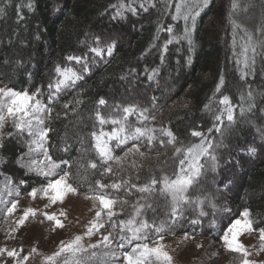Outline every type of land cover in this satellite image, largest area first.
Wrapping results in <instances>:
<instances>
[{
	"label": "trees",
	"instance_id": "obj_1",
	"mask_svg": "<svg viewBox=\"0 0 264 264\" xmlns=\"http://www.w3.org/2000/svg\"><path fill=\"white\" fill-rule=\"evenodd\" d=\"M0 8V81L49 105L47 155L75 188L91 193L112 176L91 136L101 128L96 113L154 108L183 149L198 140L193 131L211 132L217 173L206 182L225 188L216 200L228 209L221 230L242 210L256 231L264 228V194L250 197L264 193V0H0ZM109 45L113 52L103 58L90 51ZM69 56L86 57L88 70ZM69 64L80 78L57 93L55 69ZM224 95L235 116L214 131ZM1 134L0 167L20 193L45 186L21 163L25 133L7 123ZM217 213L195 230L207 229Z\"/></svg>",
	"mask_w": 264,
	"mask_h": 264
},
{
	"label": "rangeland",
	"instance_id": "obj_2",
	"mask_svg": "<svg viewBox=\"0 0 264 264\" xmlns=\"http://www.w3.org/2000/svg\"><path fill=\"white\" fill-rule=\"evenodd\" d=\"M93 54L99 58H103L104 55L109 56L107 51H102L101 55H97L94 52ZM71 62L76 61L72 60ZM64 68H71L77 73L72 64L61 67V69ZM58 76L59 80L63 78L59 74ZM78 80L76 79L74 83L69 82L67 85L75 84ZM67 85L61 86V88ZM4 87L8 86L0 81V88ZM54 91H56L55 87ZM37 99L49 107L40 94L37 95ZM230 101L233 106L234 119L236 106L231 99ZM123 108L115 110L112 114L108 111L101 112V115L106 118L121 119L124 116ZM136 108L137 112L128 115L127 121L124 122L126 128L143 127L155 129V132L150 133V135H154L156 138L151 144L147 142L146 137L136 140L129 139L119 147L116 146V140L110 141L111 155L114 158H119V160L113 159L107 163V167L110 166L112 168V176L106 188L101 189L99 187L97 191L91 193H85L76 188V192L68 193L64 197L63 202L57 201L52 204L44 196L43 192L39 191L47 184L37 188V196L33 198L30 195L32 190L20 193L17 186L5 175L0 167V249H7V251L0 253V264H65L66 261L67 264H76V261H79L80 264H114L113 253L120 256L119 264H123L122 253L131 252L135 244L145 242L150 247L163 245L164 250L172 257L171 264H241V254L229 251L225 247L222 237L235 220H244L243 213L246 210L234 213V219L232 221L231 219L228 220L225 229L221 230L220 222L221 219H224V213L228 209L217 208L216 200L222 197L221 195H225V188L217 180L206 182V179L208 180L209 177L217 173V160L213 161L211 159L212 155L215 156L211 132L203 133L206 140L212 144L209 149L210 155L200 157L199 164L203 165L201 174L189 186L185 194L188 202L181 201L178 205L180 215L172 218L170 215L172 207L171 197L165 198V196L160 194L159 188L161 185L158 184L156 186L157 190L151 194L141 193L137 188L149 183L152 178L158 180L164 176L175 178L174 173L179 171V161L184 159L185 153L182 151L179 155L176 154L175 149L181 148L176 144V140L172 144L167 143L170 138L164 135L161 130L170 129L156 119L154 108L144 109L137 106ZM225 108L226 106L220 103L218 116H221V120L216 121L213 128L214 131L219 130L225 121H229L227 113L224 111ZM140 112H143L147 119L141 117ZM41 116L44 117V123L40 127L48 129L49 114L41 113ZM7 123H12V121L9 119L5 122V125ZM114 127H118V125L106 123L103 125V131L111 133ZM23 133L26 135L27 143L25 151L21 155V163L26 168L27 173L46 178L47 181L63 175L59 164L56 169L57 177H45L35 168L29 169L28 165L33 160L37 161V167H45L48 163L44 154L47 139L42 142V147L37 148V145L32 143L37 137L29 136L27 131ZM201 139V137H198L194 144H199ZM161 140L164 141L163 145L160 143ZM82 145L83 143L81 142V151ZM137 145L139 146L138 152L135 150ZM181 149L183 150V148ZM174 163L176 164L174 165ZM170 164L172 165L170 166ZM187 166L186 162L185 167ZM83 172L86 174L88 169L84 167ZM67 180L71 184L69 176ZM113 183L121 184L120 189H112L111 185ZM132 185H136V187H132ZM100 193H104L116 200L113 206V211L116 215L112 217V221L108 219L107 210H102L99 201L95 199V196ZM262 194L264 193L254 192L250 194V197L258 198ZM13 203H16V208L9 214L8 209L11 208ZM148 204L151 207H147L146 205ZM142 205L145 207L143 208L142 216L138 219L148 221L150 227L145 230L148 239L146 241L134 240L131 244L125 243L124 249H120L118 247L119 237L121 235L130 237L131 233L127 231L121 233L119 221L127 220L134 215V209ZM27 209L35 210L36 215H29L22 225L18 224L17 222ZM97 211L102 212L99 220L95 216ZM212 211L218 212V216L208 220L207 229L196 231L195 226L201 224V219L207 218ZM45 213L48 215L54 214L63 224V227L57 226L55 221L48 220L44 215ZM194 221L196 222L194 223ZM92 222L102 223L104 227L100 228L98 232L93 229V234L89 236L87 232ZM111 222L116 223L115 228L110 226ZM162 224L163 230L156 232L155 229ZM203 230L209 232L208 235L198 236L199 233H205ZM109 233H112L113 236L112 244L105 247L101 243L102 237ZM76 236L83 237L81 241L82 251L77 252L75 255L70 252H64L52 261L46 259L60 250L62 241L66 245ZM238 239L251 254L248 259L255 261L256 264H264V251L260 249L259 231L244 232ZM90 245L99 246L92 248ZM8 251H15L17 255L9 256ZM24 257H28V259L24 260ZM154 264H165V262L155 261Z\"/></svg>",
	"mask_w": 264,
	"mask_h": 264
},
{
	"label": "snow or ice",
	"instance_id": "obj_3",
	"mask_svg": "<svg viewBox=\"0 0 264 264\" xmlns=\"http://www.w3.org/2000/svg\"><path fill=\"white\" fill-rule=\"evenodd\" d=\"M30 7V5H29ZM143 7V5H141ZM145 11L147 9L145 8ZM177 13L180 12V7L177 6L176 8ZM0 12H3V9L0 8ZM198 15V13H197ZM175 18V17H174ZM187 20L188 17L185 16ZM194 19V18H193ZM169 32L172 31L171 28L168 29ZM97 44L100 43L99 38L96 40ZM114 45H109L107 47V53L111 55L112 48ZM90 51L96 53L97 55H101L103 49L96 47L90 49ZM252 51L254 52L255 49L253 48ZM247 52V48L245 49ZM247 59V57H246ZM67 60L72 61L75 60L77 63H81L84 61L83 70L87 71V62L86 57H79V56H69ZM55 71L62 76L63 78L58 80L57 84L55 85L56 92L58 93L61 90V86L67 85L69 82L74 83L76 79L80 77L77 73L71 68H64L61 69L60 66H57ZM152 77L150 76L149 79ZM223 83L221 78V84L217 85V91L220 90V87ZM49 88H52V85H49ZM38 93L29 94L27 91H16L13 88H0V130H2L5 126V122L7 120H11L13 126L19 131L24 132L27 131L29 136H36L37 139L32 141L33 144L37 145V148L42 147V142L47 139L48 132L50 129L41 128L40 125L44 123V117L41 116V113L51 114V108L44 105L39 99H37ZM249 96H251V92H249ZM52 96L49 97V103H51ZM243 99V97H242ZM100 105L105 104L104 99H100L98 102ZM220 103L225 105L226 108L224 111L227 113V119L229 121L233 120V106L231 104L230 98L227 95H224L223 98L220 100ZM65 108H68V105H64ZM207 108V105H205ZM146 111V110H145ZM137 112V108L134 105H130L123 108L124 116L121 119H114L111 117H104L99 112L96 113V120L98 121L99 125L101 126L99 134L96 131L91 133V136L95 140V148L101 157V162L103 164H107L108 161L119 158H114L111 155V149L109 148V143L112 140L117 141V147L121 144L126 143L129 139H140L141 137H146L147 142L149 144L156 138L154 135H150V133H154L155 129H146L143 127H135L134 129H127L126 124L124 123L127 121L128 115ZM140 116L144 119H147L144 116L143 112H140ZM217 120H221V116L216 117ZM106 123H111L113 125H118V127H114L111 133H106L103 131V125ZM162 133L168 136L170 139L167 143L172 144L175 141V136L170 130H161ZM211 131V129H209ZM2 135V134H0ZM193 136L201 137V141L199 144H194L189 146L187 149L176 148L175 152L179 155L182 151H184L185 156L184 159L179 161V171L174 173L175 178H170L168 176H164L161 179L152 178L149 183L138 187L137 190L141 193L151 194L155 192L156 186L159 184L161 187L159 188V192L161 195L167 197H171V217L175 218L180 215L178 205L181 201L188 202L187 196L185 195L189 186L193 184V181L199 177L201 174V169L203 165L199 164V159L201 156L210 155L209 149L212 147L210 141H207L206 138L203 136V133L198 131L192 132ZM160 143L163 145L164 141L161 140ZM135 150L139 151V146H135ZM31 151V147H30ZM250 152H254V149H249ZM44 154L47 157L48 163L45 167H37V161L33 160L28 165L29 169L32 170L35 168L39 171L40 174L44 175L45 177H57L56 169L59 167L58 164L51 160V157L47 156V150H44ZM143 155V154H141ZM191 158V159H189ZM211 159L214 161L216 157L214 155L211 156ZM188 164L185 167V164ZM66 163V162H65ZM91 168L95 169L97 167L96 163H92L90 165ZM46 168V170H45ZM105 172H112V168L109 166L105 168ZM69 176L68 172H64L63 175H59L58 178L49 179L47 185L42 187L39 191L43 192L44 196L50 201V203L54 204L57 201L63 202L64 197L68 193H75L76 188L72 186L67 180ZM97 185L103 189L108 187V185L100 184L99 181L96 182ZM127 183V182H124ZM121 184L113 183L111 185L112 189L119 190ZM132 187H136V185H132ZM37 189H33L30 195L35 198L37 196ZM95 199L99 201L101 209L107 210V216L109 221H112V217L116 215L113 211V206L116 203V200L113 198L108 197L104 193L97 194ZM147 207H151L150 204L146 205ZM145 206H139L134 209V215L130 216L127 220L119 221L120 232L123 233L125 231L130 232V237H125L121 235L119 237V244L118 247L120 249H124L125 243L131 244L134 240H141L146 241L148 239L147 232L145 231L150 227L147 220L138 219L142 216L143 208ZM16 208V203H13L11 208L8 209V213L11 214ZM63 214V213H62ZM203 214V213H201ZM29 215L35 216L36 211L33 209L25 210L23 216L17 222L18 224L22 225L25 220L29 217ZM48 220L55 221L57 226L63 227V224L56 218V216L48 215L47 213L44 214ZM102 212L97 211L95 216L97 220L101 217ZM244 220L241 221L240 219L235 220L231 227L228 228L227 232H225L224 236L222 237L225 247L232 252L240 253L242 256L241 264H256L255 261L248 259L251 255L245 245L241 243L238 239L240 235L244 232H251L255 231L252 227L251 220L248 219L249 213L245 211L243 213ZM196 221H194L195 223ZM111 227L115 228L116 223L111 222ZM104 224L100 223L97 224L95 222L91 223V227H89L87 234L90 236L93 234V229L97 232L100 228H103ZM156 232H160L163 230V224L155 229ZM259 240H260V249L264 251V228H260L259 230ZM83 237L76 236L71 242L68 244H64L61 242V248L58 252L54 253L53 256L47 257L48 261L54 260L55 257L60 256L64 252H70L75 255L77 252L83 250L81 241ZM162 239V237H161ZM113 236L112 233L108 235H104L102 237L101 243L104 244L105 247H108L112 244ZM99 245H90L92 248H96ZM7 251V249H0V253ZM35 251V249H33ZM9 256H15L17 253L15 251H8ZM114 256V264H119L120 256H117L113 253ZM123 264H154L155 261H164L165 264H171L172 257L168 254L167 251L164 250L163 245L159 246H152L150 247L148 243H137L135 246L132 247L131 252H123ZM24 260H27L28 257H24ZM67 264V261L65 262ZM76 264H80L79 261H76Z\"/></svg>",
	"mask_w": 264,
	"mask_h": 264
}]
</instances>
